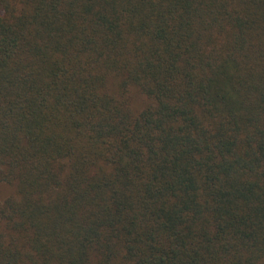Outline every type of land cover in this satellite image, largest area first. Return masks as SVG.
<instances>
[{
    "label": "trees",
    "instance_id": "16d2710c",
    "mask_svg": "<svg viewBox=\"0 0 264 264\" xmlns=\"http://www.w3.org/2000/svg\"><path fill=\"white\" fill-rule=\"evenodd\" d=\"M0 184V264H264V0H0Z\"/></svg>",
    "mask_w": 264,
    "mask_h": 264
},
{
    "label": "rangeland",
    "instance_id": "374dc122",
    "mask_svg": "<svg viewBox=\"0 0 264 264\" xmlns=\"http://www.w3.org/2000/svg\"><path fill=\"white\" fill-rule=\"evenodd\" d=\"M134 99L132 104L135 106H139L142 102V98L139 94L134 92ZM11 192V188L9 186H6L5 184H0V201L3 200L5 197H7Z\"/></svg>",
    "mask_w": 264,
    "mask_h": 264
}]
</instances>
